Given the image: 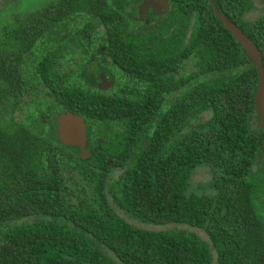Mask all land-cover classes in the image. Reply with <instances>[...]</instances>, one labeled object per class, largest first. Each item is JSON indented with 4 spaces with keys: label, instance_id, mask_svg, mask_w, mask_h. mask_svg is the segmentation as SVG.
Instances as JSON below:
<instances>
[{
    "label": "trees",
    "instance_id": "16d2710c",
    "mask_svg": "<svg viewBox=\"0 0 264 264\" xmlns=\"http://www.w3.org/2000/svg\"><path fill=\"white\" fill-rule=\"evenodd\" d=\"M213 2L253 40L264 66V7L251 19L253 0ZM128 4L55 0L23 25L46 32L63 20L96 18L111 30L113 59L155 89L147 97H89L51 78L43 102L84 117L96 144L89 159L13 118L0 124V264H264L257 69L209 0H173L165 18L131 40L119 33L130 27ZM184 28L186 43L178 40ZM146 43L154 48L131 47ZM193 49L195 70L175 80L171 71L181 62L183 73ZM199 167L211 171L214 194L189 192ZM125 216L195 228L208 241Z\"/></svg>",
    "mask_w": 264,
    "mask_h": 264
},
{
    "label": "flooded vegetation",
    "instance_id": "af4514ba",
    "mask_svg": "<svg viewBox=\"0 0 264 264\" xmlns=\"http://www.w3.org/2000/svg\"><path fill=\"white\" fill-rule=\"evenodd\" d=\"M144 1L128 0L130 27L119 32L126 34V37L122 38H140L172 10L173 0H168L167 10L158 12L159 7L157 10L149 8L146 16L141 19L140 7ZM43 2L44 0L40 1L38 5ZM54 2L55 0H50L48 4L42 7L37 5L34 10L28 12L29 9L24 7V0H0V124H6L13 118L25 128L39 131L43 136L47 135L52 143L75 149L78 159H89L96 144L88 133L84 117L69 110L48 108L43 102V96L51 93V78L55 77L68 87L76 86L89 97H147L155 88L148 86L151 83L149 80L135 78L136 75L131 70L124 69L113 59V47L109 45L107 35L111 30L101 27L96 18L63 20L46 32L36 27L23 26L35 11ZM191 24L194 25V19H191ZM180 32L182 35L178 36V40L186 43L190 30L184 28ZM131 47L154 48L149 43ZM148 53L149 51L146 55ZM140 54L143 55V52ZM196 56V50H191L189 65L185 66L183 73L181 62L175 65L171 71L175 80L182 74L187 75V72L195 70L193 60ZM165 73V70H162L164 82ZM192 79L196 82L194 76ZM138 84L141 87H137ZM180 91L178 87L168 95L175 96ZM67 113L83 118L86 128L83 156L78 146L63 143L57 134L58 119ZM114 134L118 133L114 131ZM125 218L134 224L126 216Z\"/></svg>",
    "mask_w": 264,
    "mask_h": 264
},
{
    "label": "water",
    "instance_id": "95a60500",
    "mask_svg": "<svg viewBox=\"0 0 264 264\" xmlns=\"http://www.w3.org/2000/svg\"><path fill=\"white\" fill-rule=\"evenodd\" d=\"M209 3L215 17L238 41L251 60L252 65L257 69L258 85L254 102L258 125L264 130V66L261 52L251 38H249L235 23L219 12L213 0H209ZM158 7L160 8L158 12L167 10L168 0H145L144 4L140 7V18L142 19L146 16V12L149 8L157 10ZM57 134L63 143L78 146L83 156L85 153L86 128L82 117L72 113L61 115L58 119Z\"/></svg>",
    "mask_w": 264,
    "mask_h": 264
},
{
    "label": "rangeland",
    "instance_id": "374dc122",
    "mask_svg": "<svg viewBox=\"0 0 264 264\" xmlns=\"http://www.w3.org/2000/svg\"><path fill=\"white\" fill-rule=\"evenodd\" d=\"M42 0H24V7L25 9H29L28 12H31L35 6H37L39 4V2ZM50 2V0H44V2L40 5H38L37 7H42L46 4H48ZM254 3V7L257 9V11L252 12L249 17L251 19H254L258 16L259 11L258 9H261L262 7H264V0H253ZM34 10V9H33ZM0 112H1V107H0ZM212 181V174L211 171L209 169H207L206 167H199L198 169H196V171L194 172V175L191 179V184L189 187V192L190 193H195L198 195H212L214 194V191L212 189L208 188V185L206 184L208 181ZM136 226L141 227V228H146V229H150V230H168V229H180V230H187L189 232H192L196 235H198L203 241H208V238L206 237V235L195 228H191L188 226H184V225H168L165 227H156V226H148V225H142L139 223H134Z\"/></svg>",
    "mask_w": 264,
    "mask_h": 264
}]
</instances>
